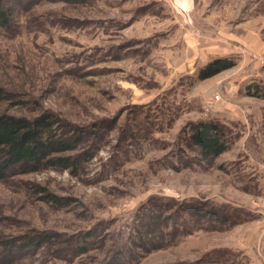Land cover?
<instances>
[{
	"label": "rangeland",
	"instance_id": "1",
	"mask_svg": "<svg viewBox=\"0 0 264 264\" xmlns=\"http://www.w3.org/2000/svg\"><path fill=\"white\" fill-rule=\"evenodd\" d=\"M176 1L0 0V114L78 140L77 169L0 181V264H264V0Z\"/></svg>",
	"mask_w": 264,
	"mask_h": 264
},
{
	"label": "trees",
	"instance_id": "2",
	"mask_svg": "<svg viewBox=\"0 0 264 264\" xmlns=\"http://www.w3.org/2000/svg\"><path fill=\"white\" fill-rule=\"evenodd\" d=\"M8 24L7 15L0 13V25ZM235 66L231 58L219 56L206 62L197 70L199 80L213 77ZM247 96L264 99L259 84L250 83L244 88ZM2 93L0 92V95ZM188 141L198 158L210 162L227 149L222 125L211 120L189 121L186 124ZM78 140H70L58 129L47 114L33 117L0 114V181L16 170L33 172L40 169H77V155L71 154ZM57 200L56 197H51ZM32 240V238H29ZM52 236H43L42 241H51ZM85 249L81 250V253ZM102 264H116L106 260Z\"/></svg>",
	"mask_w": 264,
	"mask_h": 264
},
{
	"label": "bare ground",
	"instance_id": "3",
	"mask_svg": "<svg viewBox=\"0 0 264 264\" xmlns=\"http://www.w3.org/2000/svg\"><path fill=\"white\" fill-rule=\"evenodd\" d=\"M178 4H180L183 7H188V2H190V0H177L176 1Z\"/></svg>",
	"mask_w": 264,
	"mask_h": 264
},
{
	"label": "crops",
	"instance_id": "4",
	"mask_svg": "<svg viewBox=\"0 0 264 264\" xmlns=\"http://www.w3.org/2000/svg\"><path fill=\"white\" fill-rule=\"evenodd\" d=\"M219 82L222 83L221 80ZM219 82H216V85L218 87L220 86V83ZM223 89H225L227 91L228 87H227V84L226 83H223Z\"/></svg>",
	"mask_w": 264,
	"mask_h": 264
},
{
	"label": "built area",
	"instance_id": "5",
	"mask_svg": "<svg viewBox=\"0 0 264 264\" xmlns=\"http://www.w3.org/2000/svg\"><path fill=\"white\" fill-rule=\"evenodd\" d=\"M215 102H217L218 100H219V96L217 95V96H215Z\"/></svg>",
	"mask_w": 264,
	"mask_h": 264
}]
</instances>
